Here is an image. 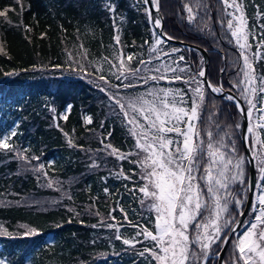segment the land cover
Listing matches in <instances>:
<instances>
[{"label":"trees","instance_id":"16d2710c","mask_svg":"<svg viewBox=\"0 0 264 264\" xmlns=\"http://www.w3.org/2000/svg\"><path fill=\"white\" fill-rule=\"evenodd\" d=\"M189 2L160 0L164 30L175 38L205 47L209 52L208 79L230 89L231 82L237 79L238 50L234 40L229 43L230 33L219 23V0H203L207 15L204 10L199 11L198 22L199 17H204L210 31H199L196 25L188 22L183 5ZM242 2L248 27L256 37H249L255 52L259 25L264 24V18H257L256 13H264V0ZM109 3L116 5L115 23L121 37L119 46L114 45L113 37L117 33L113 13L107 9ZM5 9L10 10L6 17H0V134L16 130L18 134L12 137L11 143L21 157L15 151L0 150V232L8 233L0 234V257L6 264H149L151 258L146 259L139 252L145 246L150 247V242L131 247L115 239L114 229L92 227L100 225L102 220L112 222L109 213L115 208L112 215L116 222L124 224L120 229L122 238H131L136 229L128 226L119 209L122 207L127 211L131 222L149 228L152 227L149 217L154 214L141 207L140 193L129 191L134 182L136 185L142 183L138 177L128 181L116 175L121 166L126 174L136 166L98 151L103 148L100 141L106 137L105 143L122 151L130 150L134 140L128 135L122 117L113 111L105 92L100 91L98 85L102 82L91 73L101 67L102 72H97L96 76L103 74L111 83H120L112 75L119 62L113 61L117 68L110 69L102 60L103 57L112 60L114 46L122 48L125 60L128 51L133 53V60H126L132 68H143L138 59L148 60L155 55L148 51L153 24L138 0H21L20 4L17 0H0V11ZM162 47L165 51L171 48L181 51L172 57L161 55L160 61H152L153 65L163 60L171 63L172 59L184 55L192 74L203 67L201 52L196 48L171 41ZM68 53L80 60L86 72L76 70ZM81 55L84 59H80ZM53 65L62 67L54 68ZM181 66H184L183 62ZM254 66L258 74L264 73V60ZM12 71L17 74H4ZM134 82L138 85L136 88L121 89V94H136L151 86V82L148 86L139 80ZM159 84L185 87L180 81H160L157 86ZM68 104L72 108L65 120L60 113ZM87 115L92 118L91 124L85 122ZM209 115L213 116L212 121L208 120ZM201 116L202 123L198 127L203 129L211 125L215 132L218 123L224 131L233 132L240 152L244 151L241 128H235L241 115L232 102L207 89ZM109 132L111 137H108ZM69 139L75 146L69 145ZM34 156L40 159H31ZM22 157H27L31 163ZM93 161L99 166L90 167ZM39 164L45 166L43 171H34ZM49 180L56 183L49 187ZM257 192L255 188L253 203ZM251 217L250 209L244 221ZM27 229H35L37 234L23 235ZM228 245L225 261L232 264L231 241ZM213 247L212 253L219 250L215 245ZM209 260L210 264H217V257L212 255Z\"/></svg>","mask_w":264,"mask_h":264},{"label":"snow or ice","instance_id":"6c2138e0","mask_svg":"<svg viewBox=\"0 0 264 264\" xmlns=\"http://www.w3.org/2000/svg\"><path fill=\"white\" fill-rule=\"evenodd\" d=\"M17 3L20 4L21 0H17ZM138 3L142 5L149 22L154 25L151 31L152 42L149 44V41H145V44H149V53L155 55L148 60L138 59V64L143 65V68H132L130 63H126V60L132 61L133 56L129 54L125 60L122 48L115 47L121 44V37L115 23L116 5L109 3L107 9L113 13V26L117 33L113 37L115 55L112 60L108 57H103L102 60L109 64L110 69L117 68L113 61L119 62L117 71L112 75L120 83H111L103 74L96 76L97 72H102L101 67L96 68L91 75L102 82L98 85L100 91L105 92L113 111L122 117L128 135L134 140L130 150L122 151L111 143H105L106 137L100 141L103 148L98 151H105L108 156L118 161H127L136 166L130 170V174H126L121 166L116 175L128 181L138 177L142 182L139 185L134 182L129 191L140 193L141 207L154 214L149 217L152 227L131 222L128 220L127 211L122 207L119 211L123 220L128 226L136 229L133 237L122 238L120 229L124 224L116 222V217L112 215V212L116 211L115 208L109 213L112 222L105 223L102 220L100 225L94 224L92 227L104 226L114 229L115 239L122 240L124 245L131 247L144 241L150 242V247L145 246L139 252L140 256L151 258L149 264L153 261L155 264H210L209 257L213 246L219 249L215 255L220 257L223 251L220 245H227L231 235H235V239L231 240L232 264H264V73L258 74L254 66L264 60V24L259 25V39L256 40V50L253 52L249 37H256L248 27L242 0H219V23L230 33L229 43L234 40L238 50L237 79L231 82L229 94L224 96L223 84H213L208 80L203 67L192 74L184 55L172 59L171 63L163 60L152 64L153 60L160 61L161 55L172 57L181 50L171 48L170 51H165L162 47L174 37L163 31L162 17L158 15L160 0H138ZM183 8L188 13L189 23L196 25L199 31H210L209 23L204 17H199L198 22L200 10H204L207 15V5L203 0H190ZM9 10L0 11V17H6ZM153 11L157 15L154 16ZM256 16L264 18V13L258 11ZM68 55L72 63L76 64L77 71L86 72L80 60L73 58L72 53ZM80 59H84V55H81ZM181 62L184 66H181ZM203 63L201 57L200 64ZM184 73L189 74L182 75ZM4 74L13 76L17 73L12 71ZM130 76L132 79H129ZM136 80L142 81L144 86L151 82V86L136 94H121V89L136 88ZM160 81H180L185 87L157 86ZM207 89L232 102L238 114L247 121L245 127L248 135L244 138L245 146L255 161L259 178V182L254 185L258 190L256 202L249 201L253 214L251 221L236 220V215H245L243 208L248 200L246 155L241 154L232 131H224L218 123L215 124V132L211 130V125L203 129L198 127V124L202 123L201 113L204 110ZM233 92L235 94H232ZM71 108V104L67 105L66 112H70ZM52 111L56 110L53 108ZM62 118L66 120L67 115L64 114ZM208 120L212 121L213 116L209 115ZM85 122L91 124L92 118L85 117ZM228 127L231 129V126ZM241 127L239 122L235 124L236 129ZM17 134L16 130L12 129L0 136V150L15 151L16 155L21 157L15 145L10 143L12 137ZM111 135L109 132L108 137ZM68 143L75 146L71 139ZM22 158L28 160L27 157ZM31 159L40 158L34 156ZM28 163H31V160H28ZM98 166L95 161L90 165ZM44 167L39 164L33 170L43 171ZM44 175L47 173L44 172ZM54 183L56 182L49 180L48 186L52 187ZM237 186L239 192L236 191ZM104 191L107 193L108 189L105 188ZM68 198L71 199L70 196ZM68 223H71V220ZM238 223L247 224L242 234L236 233ZM0 234L8 233L4 231ZM35 234V229H27L23 233L25 236ZM0 264H6L5 259H0Z\"/></svg>","mask_w":264,"mask_h":264},{"label":"water","instance_id":"95a60500","mask_svg":"<svg viewBox=\"0 0 264 264\" xmlns=\"http://www.w3.org/2000/svg\"><path fill=\"white\" fill-rule=\"evenodd\" d=\"M153 15L155 16V15H157V13L155 12V11H153ZM158 15L159 16H161L162 17V23H163V31L164 32H166V30H164V19H163V15H162V12H161V8H160V11H159V13H158ZM154 26V25H153ZM157 31H160V30H157ZM169 35V34H168ZM171 36V35H170ZM173 37V36H172ZM171 42H174V43H176V44H179V45H183V46H185V47H190V48H196L198 51H200L201 52V54H202V57H203V60H204V65H203V68H204V70H205V74H206V78L208 79V76H207V67H208V64H209V52H208V50L205 48V47H201L200 45H198V44H196V43H194V42H188V41H185L184 39H178V38H175L174 37V39L173 40H170ZM169 41V42H170ZM209 80V79H208ZM224 88V87H223ZM210 90V89H209ZM229 89H225L224 88V96H226L227 94H229V91H228ZM211 91V90H210ZM213 94H215V93H213ZM232 94H235V92H233ZM216 95V94H215ZM217 95H220V94H217ZM220 96H222V95H220ZM223 96V97H224ZM239 98V97H238ZM241 103H242V105H243V101H241ZM243 106H245L246 107V105H243ZM247 124V121H246V119L244 118V117H242V121H241V125H242V129H241V141H242V145H243V147H244V155H246V158H247V165H248V168H249V172H248V179H249V183H248V186H249V190H248V194H247V196H248V200H246V203H245V205H244V208H243V211H244V213H245V215H243V216H237L236 217V220L238 221V222H241V221H243L244 220V218L247 216V214L249 213L248 211H249V209H250V206H249V201L252 203L253 201H252V199H253V194H254V185L256 184V182H257V179H256V177H257V171H256V168H255V161L252 159V156H251V154L250 153H248L247 152V148H246V146H245V140H244V138H245V136H247L248 135V133L246 132V127H245V125ZM242 224L243 223H238L237 225H236V230H238L241 226H242ZM232 237H233V235H231V239H232ZM231 239H230V241H231ZM229 241V242H230ZM229 244V243H228ZM223 245L222 244V247H221V249H223V251L221 252V256L220 257H218V256H216L215 255V253H212L210 256H215V257H217L218 258V262H217V264H225V256H224V254H225V251H226V249H227V247L229 246V245Z\"/></svg>","mask_w":264,"mask_h":264},{"label":"rangeland","instance_id":"374dc122","mask_svg":"<svg viewBox=\"0 0 264 264\" xmlns=\"http://www.w3.org/2000/svg\"><path fill=\"white\" fill-rule=\"evenodd\" d=\"M129 54H133V53H131L130 51H128V55ZM160 85V84H159ZM160 86H162V84L160 85ZM163 87V86H162ZM173 88H175V87H178V86H172ZM69 105V104H68ZM66 109H67V106L65 107V109L64 110H62V112L60 113V117L62 118L63 117V115L64 114H66L67 112H66ZM87 117H90V115H87ZM240 124H241V121H240ZM0 136H2V135H0ZM241 154H244V151L243 150H241ZM246 171H247V174H248V168H247V159H246ZM248 175H246V181H247V184H248ZM236 191L237 192H239L240 191V189H239V186H237L236 187ZM254 192H255V187H254ZM247 194H248V191H247ZM253 203V202H252ZM253 219V217H251L249 220H246V221H244V222H247V221H251ZM246 227H247V224L246 223H243L242 224V226L238 229V230H236V231H239V233L238 234H242L243 233V231L246 229ZM235 239V237L233 238V240ZM230 243V242H229ZM213 248H215V247H213ZM214 252H215V250H214ZM0 259H2L1 257H0Z\"/></svg>","mask_w":264,"mask_h":264}]
</instances>
